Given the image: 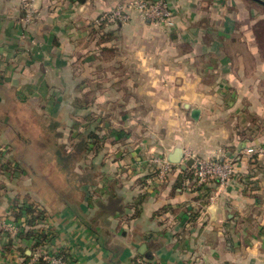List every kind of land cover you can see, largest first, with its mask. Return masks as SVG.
<instances>
[{"label":"crops","instance_id":"obj_1","mask_svg":"<svg viewBox=\"0 0 264 264\" xmlns=\"http://www.w3.org/2000/svg\"><path fill=\"white\" fill-rule=\"evenodd\" d=\"M126 1L130 0H40V19L26 24L20 0H0L1 119H12L10 114L17 112L18 104H33L39 87L44 99L55 103L48 95L49 79L59 87H85L89 70L82 63L77 66L74 58L89 56L97 42L105 57L115 48L109 45L118 42L128 55H111V63L100 66L105 71L110 65L113 70L104 77V103L128 105L130 110L123 112L125 121L131 119V112L140 113L135 117L140 119L135 127L144 130L139 136L148 134L149 119L159 109L150 103L168 104L166 113H160L162 119L166 114V128L174 130L172 126L181 121L175 129L176 141L168 147L153 142L137 145L127 154L119 143L131 140L130 126L116 129L112 122L105 123L104 136L116 137L112 140L117 143V155L112 161L104 153V193L100 187L99 197L92 196V185L87 183L80 187L78 199H60L52 211L48 206L39 211L45 218L33 228L43 231L46 239L38 247L36 241L18 234L0 233V264H31L35 252L62 254L69 264H135L137 257L150 264H264V55H242L235 50L233 55H222L219 45L209 46L199 39L204 33L195 17L198 0H172L180 17V26L173 31L139 18L126 25L96 22L101 14ZM261 19L256 22L260 30L264 28ZM210 29L213 35L228 36L224 32H232L233 22L227 18ZM258 34L263 45L264 31ZM252 41L256 36L250 37L247 45ZM186 45L190 50L201 49L202 54L169 55L175 46ZM147 48L154 55H141L140 50ZM215 50L218 54L212 55ZM27 56L42 65L36 83L13 78L31 65ZM147 60L155 67L149 68ZM254 64L257 67H252ZM77 72L84 80L81 84H77ZM9 88L19 89L12 95ZM195 109L200 110L198 119L192 116ZM217 120L220 123L216 125ZM208 123L214 126L207 129ZM190 135L206 138L205 146L195 152L198 156L219 154L234 161V175L226 185L206 182L184 188L181 161L165 180H158L154 154L162 152L171 158L176 151L190 148ZM210 143L212 147L206 145ZM10 147H0V220H10L19 212L15 209L29 203L21 196L18 205L8 195L10 183L26 172L20 164L21 154L5 155ZM250 149L257 152L249 154ZM12 162L17 167H12ZM73 191V184L64 183L68 197ZM99 201L104 202V208L97 207ZM114 202L117 206L111 208ZM20 224L24 226V219Z\"/></svg>","mask_w":264,"mask_h":264},{"label":"rangeland","instance_id":"obj_2","mask_svg":"<svg viewBox=\"0 0 264 264\" xmlns=\"http://www.w3.org/2000/svg\"><path fill=\"white\" fill-rule=\"evenodd\" d=\"M134 1L135 0L126 1L110 10L113 11L117 8L124 10V13L127 14L126 20L116 23H104V24L126 25L132 22L136 18H139L141 21L142 20L145 21L143 19L142 13H137L139 10L136 11L134 7H133L134 9L129 7L131 3L133 4L135 3ZM239 1H241L242 4L241 5L238 4V6H236L233 0H218V1L198 0L197 3L199 4V8L195 12L196 15L195 17L199 19L197 21L201 22L202 24L201 32L204 33L201 37H199V39L207 41L206 44L209 46H213L214 44L219 45L218 46L219 51H221L220 54L222 55L232 54L234 53V50L236 52H240L242 55H264V44L262 45L260 42H258L259 40L258 35H260L258 33L262 32L263 29L260 30L259 29L260 24L256 23L258 19L262 18L260 21L264 20V6L252 0H239ZM39 2L40 0L37 2L36 7L40 11ZM228 2L230 3V6H228ZM165 3L168 9L167 14L170 13V15L169 16L164 15L162 17H159L160 19L158 22L151 21L149 23L152 25L161 26L162 28L168 31H173L176 28L178 29V27L180 26V17L178 15V12L176 11L177 8L174 1L165 0ZM40 17H41V11L39 18L34 19L31 22L37 23ZM227 18L232 20L233 22L232 32L228 31L229 32L228 33L227 31H225L224 33L229 34L228 36L225 35L218 36L215 34L213 35L214 31L213 29H210V26L214 25V23L217 22L223 23ZM186 19L188 20V17ZM208 30L209 31L211 30L210 31L211 33H208L207 32ZM233 31H235V33H233ZM254 31H256V35L254 34ZM254 35L256 36V41L254 42L252 41L250 42V45H247L248 39L250 37H255ZM233 39H237V42L234 43ZM97 43L93 44L92 46L93 51L89 52L90 53L89 56L87 57L77 56L74 58V63H76L77 66H79L80 63H82L86 67V69L89 70L87 72L88 74L86 75V78H84L86 83L85 87L82 88L59 87L54 85L55 82L53 79H49V82L47 81V83L50 84L51 87L48 88L49 90L48 95L50 94L49 96H52L54 97L55 100L59 101V105L55 104L57 106L56 111H54V108L52 107L54 106V104L50 103L51 101L47 102L46 101L47 99H44L42 88L40 89L39 87V89H36L37 91H39V95L38 96L36 95V97L33 98L34 100L32 102L33 104L29 103L28 106L18 104L17 112H13L12 114H10V116L13 118L9 119L7 123H10L12 127H14V130L12 128H10L11 130H7L5 129V127L0 125V130H4V132H6V135H3L1 131L0 137L2 135V139H0V147L4 148L5 144L7 145L11 144L10 149L5 153L6 156H11L16 154L19 155V152L13 150L12 148L13 147L12 143L14 141H17L15 131L23 133V135H26L32 141V143L34 142L33 144L31 143L32 145L30 144L31 146H28L27 149H24L20 153L22 158L24 159L23 166H25L26 168L24 170L26 171L25 172L26 174L22 173L24 175L23 178H19L18 179L19 181H17L16 183L14 182V184L12 181L9 185L8 195L11 196L13 198V201L17 202L18 205L22 203V199H21L22 196L23 198H27V200L29 201L28 203L29 205L35 207L39 206L41 210H47L46 208L48 206L49 210L52 211V206L59 205L60 199L71 200V198L74 199L75 197L76 199H78L79 193L78 194L73 193L72 195H70L71 197H68L69 195L63 192L64 183L65 184L67 183V180H64L66 179V177L57 172L58 167L56 165L55 160L51 161L52 162L51 163L48 161V158L45 156L46 153L48 156L52 157L50 155L52 152H50L48 148L43 149V147L40 144H38V142L42 140L40 139V137H44V138L47 137V139L50 142H52L53 140L52 138L54 136H51L50 131L45 125L46 121H49L48 118L51 117L50 115H52V113H54V116L52 118L57 119L62 123V125L58 128V130L60 132H63L62 133L63 136L62 138L57 140V142L58 144H60V146H62L61 149H64L65 152L72 151L82 136L89 135L90 133H85L87 132V130H90L91 132L93 131V133L95 132L94 135H97L99 138L97 139V144H98L97 149L88 152L84 156V158L78 161L74 166V171L79 174H82L85 171V168H91L92 170H95L94 171L95 173H97L95 179H93L95 180L94 181L95 184L92 185V189L94 191L92 193V196L94 195L98 196L97 192L98 193L100 192L99 189L100 187H101V193L102 192L104 193L105 151L107 152L108 155L107 160L114 161V159H116L115 156L117 155L115 148L117 143H115V140H112V138L116 139V137H107L106 139H104V127L106 129L105 123L112 122L113 127L116 129H120L123 127H126L128 129V127L130 126L129 128L130 130L128 129V131H130L133 135L131 137V140L127 142L130 138L127 140L124 138L126 140L125 141L126 143H119L120 146L122 145V147H125V149L122 150L125 154H127L128 151L130 150L131 151L136 150V148L138 147L137 145H139V147L140 146L144 147L145 145L147 146V144L154 142V143H159V145H161L162 143L163 147H168L170 144L176 141L175 139L176 136H178V134L175 133V131H177L175 129H177L178 127L177 125H179L181 121L179 120L176 126L173 125L172 128L174 130H172L171 128H166L167 126H165L166 123H168L166 114H164L163 119L160 116L161 112L166 113L165 110L168 104L164 105L162 103H156V102L149 104L150 106L152 105L154 106L155 104H157L155 108L159 107V109L155 113L156 116H154L153 119H149L150 129H147L148 134H146V136H143L141 134L142 137H140L141 135L139 136V132L140 133L144 132V130L141 131V126L139 127V125L137 126V128L135 127V125L139 124L140 121V119L138 118L136 119L135 117L140 115V113L138 114L136 111L131 112L129 114L131 116V119H127V121H125L122 119L124 116L123 112H127L130 110L128 105L119 106L118 103H114L113 105L107 104L106 102L104 103V93H105L104 77L112 74L113 70L110 69V65H107L105 71L104 68L102 70L100 66L104 65L105 63H111V61L108 60V58H111V55H120V54L128 55V54L123 51V48L121 47L122 45H119L120 43L115 42L109 45L110 48L115 47L113 51L108 52L104 57V50L103 51L102 49L100 50V46ZM260 45L262 46L263 50L261 49ZM175 48L176 49L172 51L169 55H175L176 53L180 55L183 52H185V55H196V52L201 53V49H197L196 47V51L195 48L190 50L187 45L186 47L175 46ZM128 50L132 51V49L130 48ZM162 50L169 51V49H164V48H162ZM142 51L143 50H140V52L142 53L141 55H151V54L154 55L153 53L150 52L148 48L145 52ZM216 54H218L217 51L216 50L213 51L212 55H216ZM158 55H163V54L159 53ZM28 58H29L28 56L25 57V60L27 59V61H30L31 65H28V67L24 68L23 70L16 72L13 78H15V80L17 81L24 80L25 82L30 81L32 83H36L37 82L36 79L41 76V72L39 69L42 68V65L36 63V61L32 62L31 59ZM263 61H264V57H263ZM145 63L149 65L148 66L149 68L155 67V64H153L151 60H147L145 61ZM257 65H259V63ZM257 65L252 67H257ZM236 67L238 66L236 65ZM77 74L79 76L77 80V84H81L84 80L82 77H80L81 74L79 72H77ZM237 75H239V73H237ZM9 89H11L10 91L11 94L13 95L14 92L19 88L18 89L9 88ZM108 90L109 89L105 88L106 93L108 92ZM210 105H212V103H210ZM0 116L2 117L1 114ZM173 117L174 116H172V118ZM188 121L190 122V117ZM37 123H39L40 126L37 125ZM124 123L127 126H124ZM157 123L158 124L161 123L160 125L163 124L164 125L163 127H160L159 125V128L156 127V129H152L153 127H155L153 125H156ZM210 123L212 122L210 121ZM210 123L206 124L207 129L213 127L215 123L217 125L220 122L219 120L215 121L213 126H210ZM224 124L228 126L227 120L224 122ZM9 131H13L14 134ZM45 132L47 133V135ZM204 133L207 136L208 133L206 129ZM205 139H206L205 136L195 137L190 135V138L188 140V144L190 145V148H187L186 150H190L194 154H196L195 152H197L198 147L205 146ZM206 145L208 147H212L213 143ZM19 147L21 149L22 145L19 144ZM90 147L94 148L95 146H93L92 144L90 145ZM208 147H207L208 150H212L211 148ZM99 148L101 149L100 151H98ZM98 152H100L99 156L96 155V153ZM123 152L122 155L124 154ZM2 153H4V151H2ZM118 155L121 154L119 153ZM164 156H165L164 153L162 154V152H156V154H154L152 162L156 158L164 157ZM213 156L210 157L198 156V158L207 161L210 160ZM6 160L7 158H4V161ZM14 165L15 163L12 162L11 166L17 167ZM194 172L195 170L191 166V167H187L186 170L184 171V174L182 175L183 176L187 174L189 175L191 173L194 174ZM171 173L172 172H170L169 174ZM158 180L163 181L165 179L158 178ZM192 182L193 181L188 182V179H184L183 187L187 189H192L194 185V183ZM196 185L197 187L199 186V184ZM54 189H56L57 191L56 193L53 191ZM98 189L99 191H97ZM16 198L19 199L16 201ZM14 211L17 210L15 209ZM10 220L15 221V217L11 218Z\"/></svg>","mask_w":264,"mask_h":264},{"label":"trees","instance_id":"obj_3","mask_svg":"<svg viewBox=\"0 0 264 264\" xmlns=\"http://www.w3.org/2000/svg\"><path fill=\"white\" fill-rule=\"evenodd\" d=\"M262 27H264V23L262 24ZM264 31V28H263ZM57 102L53 103L54 106H52L54 108V111L57 110V106L55 104L59 105V101L56 100ZM51 119H49V121H46V127L48 128V130L50 131L51 136H54L52 139V142H50L47 137H40V139H42L40 142H38V144H40L43 149L48 148L50 150V152H52L50 156H48L45 153V156L48 158V161L51 162L53 160H55L56 164H57V169H58V173L62 174L66 177L67 179V183L69 184H73V186L75 187V191H73L74 193L77 192V194L79 193L78 196H80V187L84 186L87 183H91L90 185H94L95 184V177L96 174L91 168H85V171L82 174L76 173L74 171V166L76 165V163L78 161H80L81 159L84 158V156L90 152V151H94V149H97L98 144H97V139L98 136L94 135L93 131L91 132L90 130H87V132L85 133H90L89 135H84L80 138L79 142L77 143V145L73 148L72 151L70 152H65L64 149H61L62 146H60V144H58L57 140H59L60 138H62L63 136V132H60L58 130V128L62 125V123L57 120L52 118L54 116V113H52V115H50ZM8 121L3 120L0 118V125H2L3 127H5V129L7 130H11L10 128H12L14 130V127H12V125L10 123H7ZM37 125H39V123H37ZM40 126V125H39ZM76 128V127H75ZM14 134L13 131H10ZM16 140L12 143L13 149L20 153L24 150L27 149L28 146H31L33 143L32 141L26 136L23 135V133L20 132H16ZM46 133V132H45ZM47 135V133H46ZM57 138V139H56ZM107 137L104 136V139H106ZM56 140V141H55ZM32 143V144H31ZM19 144L22 145V150L19 147ZM31 144V145H30ZM95 146L90 147V145ZM21 150V151H20ZM101 149L99 148L98 151H100ZM100 152L96 153V155L99 156ZM18 155V154H17ZM22 162H23V158L21 157ZM52 163V162H51ZM21 166H23L22 163H20ZM20 171V170H18ZM183 179H188V182H191L194 179V175L193 173L191 174H187L183 177ZM182 179V180H183ZM184 181V180H183ZM207 182L210 183H217L219 182L217 179H210ZM194 188H197V185H193ZM100 189V188H99ZM98 189V191H99ZM212 190V189H211ZM36 205V204H35ZM95 205V204H94ZM93 205V206H94ZM97 207H101L104 208V202L103 201H99L98 203L96 202ZM116 202H114V204H112L110 207L111 208H116ZM109 208V207H108ZM19 212L14 214L15 217V221L20 224L21 220L24 219V226H22V224H20V230L17 233L18 236L20 237H25L29 240L32 241H36V247H38L40 245V243H43L44 239H46V235L44 234L43 231L39 230V229H34L33 227L35 226V224H37V221H41L43 220V218H45V215L42 212L39 211H44L41 210V208L32 206V205H24L18 208ZM29 226L28 229H26V227ZM31 228V229H30ZM0 233H4L9 235L8 233H5L3 231H0ZM56 257H60L62 259H64L65 261L67 260V258L65 256L61 255H54ZM140 259V257H137L135 259V264H139L138 260ZM50 264L46 261L40 260L38 261L36 264Z\"/></svg>","mask_w":264,"mask_h":264},{"label":"built area","instance_id":"obj_4","mask_svg":"<svg viewBox=\"0 0 264 264\" xmlns=\"http://www.w3.org/2000/svg\"><path fill=\"white\" fill-rule=\"evenodd\" d=\"M39 0H20V6L24 14V20L29 24L32 23L34 19H38L40 16V11L36 7ZM135 3H131L129 7L135 8L137 13H142L143 19L147 22H158L159 17L167 14V7L165 0L159 2H153L151 0H135ZM133 8V9H134ZM127 19V14L124 10L117 8L113 11H107L101 14L97 18V22L100 24L104 23H116ZM262 151V150H261ZM257 152L253 149L248 150L249 154ZM193 161L191 165L194 172V179L192 183L202 185L210 179H217L221 186L226 185L229 180L234 175L235 165L234 161L229 158H224V155H214L210 160H201L196 154L190 150H183V159L181 163L184 164L185 170L188 166V162ZM153 163L158 166L157 177L161 179H166L170 172H173L176 164L170 161L167 156L159 157L153 160ZM187 164V166H186ZM20 230V225L12 220H0V231L8 234H17ZM43 260L50 264H69L67 261L60 257H56L49 254H44L41 252H35L33 254V260L31 264L37 263ZM139 264H150L147 260L139 259Z\"/></svg>","mask_w":264,"mask_h":264},{"label":"water","instance_id":"obj_5","mask_svg":"<svg viewBox=\"0 0 264 264\" xmlns=\"http://www.w3.org/2000/svg\"><path fill=\"white\" fill-rule=\"evenodd\" d=\"M151 1H153V2H159V1H162V0H151ZM252 1H254V2H256V3H258V4L262 5V6H264V1L263 0H252ZM192 116L195 119H198L199 116H200V110H198V109L193 110L192 111ZM169 159L173 163H179L183 159V151L182 150H181V152L179 150L176 151L174 153V155L171 158H169ZM187 164L189 166H191L193 164V161H189ZM143 248H145V247H143Z\"/></svg>","mask_w":264,"mask_h":264}]
</instances>
